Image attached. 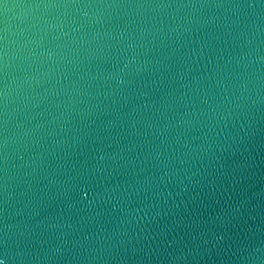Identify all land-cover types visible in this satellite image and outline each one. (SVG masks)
<instances>
[{"label": "water", "instance_id": "obj_1", "mask_svg": "<svg viewBox=\"0 0 264 264\" xmlns=\"http://www.w3.org/2000/svg\"><path fill=\"white\" fill-rule=\"evenodd\" d=\"M0 260L264 264V0H3Z\"/></svg>", "mask_w": 264, "mask_h": 264}, {"label": "clouds", "instance_id": "obj_2", "mask_svg": "<svg viewBox=\"0 0 264 264\" xmlns=\"http://www.w3.org/2000/svg\"><path fill=\"white\" fill-rule=\"evenodd\" d=\"M254 251H260V249H255ZM252 255V253H250V256ZM0 264H4L3 261H0Z\"/></svg>", "mask_w": 264, "mask_h": 264}, {"label": "snow or ice", "instance_id": "obj_3", "mask_svg": "<svg viewBox=\"0 0 264 264\" xmlns=\"http://www.w3.org/2000/svg\"><path fill=\"white\" fill-rule=\"evenodd\" d=\"M3 2V0H0V3H2ZM0 261H2V260H0Z\"/></svg>", "mask_w": 264, "mask_h": 264}]
</instances>
